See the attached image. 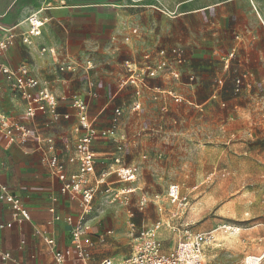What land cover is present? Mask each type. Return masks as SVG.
<instances>
[{"label": "crops", "instance_id": "obj_1", "mask_svg": "<svg viewBox=\"0 0 264 264\" xmlns=\"http://www.w3.org/2000/svg\"><path fill=\"white\" fill-rule=\"evenodd\" d=\"M35 12L48 18L43 27L47 47L44 64L37 65L20 35L16 36L13 45L0 50V62L14 68L28 64L31 75L41 84H47L58 97L62 116L55 120L49 112H38L35 117H28L23 99L9 87L6 79L0 87V109L43 139L61 136L57 138L55 149L66 160L69 173L77 170V164L69 162L77 153L74 127L78 116L72 106L73 98L87 102L89 114L97 118L100 128L109 127L114 110L122 108L117 134L125 146V160L144 164V168L153 170L151 174L155 176L159 169L157 160L163 156L158 141H170L174 134L172 125L177 122L172 112L178 103L167 95L168 91L183 96L180 119L189 123V104L203 110L214 101L225 105L223 99L227 94L245 93L255 99L256 93L264 90V0H0V41L6 38L8 28L17 26ZM133 28H138L139 34L132 33ZM126 35H130V40H125ZM174 46L183 51L184 61L180 64L184 71L183 82L151 78L152 88L145 90L141 97L142 109L133 111L135 88L121 87L128 75L126 60L141 62L145 53ZM38 57L42 59L40 55ZM72 60L77 62L75 70L60 69L64 61ZM191 75L195 76L193 82H189ZM238 78L242 79L239 93L235 91ZM217 79H223L224 84L217 87ZM215 92L219 94L215 96ZM257 124H263V121ZM252 127V122L244 127L249 136H252ZM6 144L0 132V181L23 198L32 218L0 232L1 238L9 231L29 229V232L19 234L15 247H4L0 242V249L12 254L8 262L0 257V264H19L21 261L36 264L23 256L31 239L46 246L53 264L49 246L34 230L45 226L52 218L50 206L54 205L62 216L73 217L81 213L80 206L77 201L61 195L60 181L50 175L44 162L48 147L45 141L30 138L25 142H13L8 147ZM115 149L116 143L111 139L96 141L94 150L98 161L92 182L112 171ZM114 177V173L108 177L112 186L120 182ZM144 181L146 186L145 177ZM39 182H45L46 187ZM102 187L106 191L107 186ZM42 194L48 195V201H38ZM54 196L57 201L52 200ZM35 204H39L38 207ZM1 208L4 204L0 201ZM38 216L42 219H37ZM4 218L10 220V215L5 214ZM48 228L56 237L59 248L71 245L70 228L63 222L56 221ZM91 235L96 246L98 242H104L100 240L104 234L93 232L88 237ZM22 239L25 241L23 246ZM261 255L264 256V251ZM95 257V262L102 259L100 255L95 254ZM68 264L80 263L72 258Z\"/></svg>", "mask_w": 264, "mask_h": 264}, {"label": "rangeland", "instance_id": "obj_2", "mask_svg": "<svg viewBox=\"0 0 264 264\" xmlns=\"http://www.w3.org/2000/svg\"><path fill=\"white\" fill-rule=\"evenodd\" d=\"M256 94L255 99L245 93L227 94L223 99L225 105L214 101L203 110L189 104V123L180 119L184 99L177 102L172 112L177 118L172 125L174 134L167 144L158 141L157 146L163 151L157 160L159 173L155 172L154 176L153 170L142 169L147 185L133 192H119L114 201L111 200L117 194L116 189L106 192L102 187L96 194L89 215V234H104L105 241L97 243L94 254L101 258H127L133 253L139 232L159 225L157 235L164 251L176 245L184 230L213 232L217 240L209 245L204 264H246V256L261 255L264 251V90ZM259 121L263 124H257ZM251 122L253 133L249 136L244 127ZM171 183H178L182 194L188 195L186 207L179 209L178 203L167 197ZM39 184L46 187L45 182ZM113 187L127 190L135 184L116 182ZM47 196L39 195L38 201H48ZM80 214H74V218L78 219ZM222 222L240 226L241 233L217 230ZM23 231H9L0 242L4 247H15ZM23 256L36 264H52L50 253L39 240H29L28 251ZM258 264H264V257Z\"/></svg>", "mask_w": 264, "mask_h": 264}, {"label": "built area", "instance_id": "obj_3", "mask_svg": "<svg viewBox=\"0 0 264 264\" xmlns=\"http://www.w3.org/2000/svg\"><path fill=\"white\" fill-rule=\"evenodd\" d=\"M165 13H167L165 11ZM168 14V13H167ZM48 18L42 17L38 12L32 13L17 26L7 29V36L0 41V50L4 51L9 45H13L16 36L20 35L23 42L27 44L31 54L34 56L38 66L44 64V53L47 47L43 40V27ZM18 29V30H17ZM132 33L139 34L138 28H133ZM130 35L125 36V40H130ZM38 55L42 59H39ZM184 61L183 51L180 47L174 46L170 49L161 48L153 53H145L141 62L126 60L128 75L122 81L121 87L133 86L135 88L136 99L133 102L132 110L139 112L142 109L141 97L145 90H150V79L160 77L164 80L173 82H183L184 71L180 64ZM76 61H64L61 70H75ZM3 79L9 83V87L15 91L24 101L25 114L28 117H35L38 112H49L53 119L58 120L62 116L60 113L59 99L47 84H41L40 80L31 75L28 64L22 63L17 68L10 66L5 62H0V87L3 85ZM195 76L189 77V82H193ZM224 84L223 79H217V87ZM242 85V79L236 80L235 91L239 92ZM176 102H181L184 98L174 91H168ZM216 96V92L214 93ZM72 106L77 110L78 123L74 127L77 134L76 151L77 153L70 157L69 162L77 164V170L69 173L67 171L66 160L56 153V142L59 137H48L43 139L39 133L34 132L30 127L17 122L5 111L0 109V132L6 140L8 147L11 143L21 140L23 142L30 138L40 142L47 143L44 162L46 163L49 173L60 181L61 195L67 196L78 202L81 214L78 219L72 215L62 216L57 212L54 205L49 207L52 214L45 226L36 227L34 232L40 236L49 246L53 255V264H68L75 258L80 264H204L207 258V249L210 244L216 241L213 232H194L184 230L180 235L176 245L164 251L162 240L159 239L157 231L159 225L148 229L141 230L133 253L122 260L106 256L100 261L95 262L96 257L93 249L96 243L88 237L91 225L89 224V215L93 209V201L102 185H106V192L115 189L108 179L109 175L114 173L120 182H131L135 184L134 188L123 190L124 192H133L137 188L144 186L143 170L144 164L140 162L128 163L125 159V146L117 134V127L123 115V109L117 107L114 110L111 125L107 128L97 126V118L91 117L89 107L84 99L73 98ZM68 117V115L66 116ZM111 139L116 143V149L112 154L113 166L112 171L106 173L91 181L94 174L98 155L94 150V145L99 139ZM147 156L144 157L146 160ZM111 201H114L121 190ZM167 197L173 202L178 203V208H184L189 203L188 195H183L178 183H171L168 186ZM57 201V197H53ZM0 201L4 208L0 209V232L11 229L17 223L31 221V213L20 195L14 194L9 187L0 181ZM5 214L10 215V220L5 219ZM56 221L63 222L65 227L70 228L71 245L64 249L59 248L56 237L49 230ZM217 230L230 234H240L242 228L232 223L222 222L218 225ZM111 233V231H108ZM105 241V235L100 237ZM25 244L21 240V246ZM0 257L4 262L12 259L9 251L0 249ZM262 255L246 256V264H258L262 261ZM19 264H31L27 261H21Z\"/></svg>", "mask_w": 264, "mask_h": 264}, {"label": "bare ground", "instance_id": "obj_4", "mask_svg": "<svg viewBox=\"0 0 264 264\" xmlns=\"http://www.w3.org/2000/svg\"><path fill=\"white\" fill-rule=\"evenodd\" d=\"M121 193H124V191H123V190H121Z\"/></svg>", "mask_w": 264, "mask_h": 264}]
</instances>
